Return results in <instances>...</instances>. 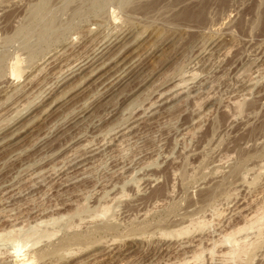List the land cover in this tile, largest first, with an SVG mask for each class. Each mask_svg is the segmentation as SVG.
Wrapping results in <instances>:
<instances>
[{
  "label": "rangeland",
  "instance_id": "1",
  "mask_svg": "<svg viewBox=\"0 0 264 264\" xmlns=\"http://www.w3.org/2000/svg\"><path fill=\"white\" fill-rule=\"evenodd\" d=\"M261 213L264 0H0V264H264Z\"/></svg>",
  "mask_w": 264,
  "mask_h": 264
},
{
  "label": "bare ground",
  "instance_id": "2",
  "mask_svg": "<svg viewBox=\"0 0 264 264\" xmlns=\"http://www.w3.org/2000/svg\"><path fill=\"white\" fill-rule=\"evenodd\" d=\"M127 49H128V48H127ZM226 52H227V51H226ZM121 57H122V56H121ZM14 59H15V58H14ZM119 59H120V58H119ZM94 60H95V59H94ZM111 62H112V61H111ZM12 63H13V62H12ZM15 63H16V62H15ZM19 63H20V62H19ZM19 63H17V65H18ZM122 63H124V62H122ZM110 64H111V63H110ZM102 65H103V64H102ZM105 65H107V64H105ZM105 65H104V67H105ZM14 66H16V64H15ZM14 66H13V67H14ZM18 66H19V65H18ZM18 66H17V67H18ZM102 67H103V66H102ZM102 67H101V69H102ZM129 68H131V65L129 66ZM134 68H135V67H134ZM13 69H14V68H13ZM17 69H19V68H17ZM21 69H22V68H21ZM103 69H104V68H103ZM103 69H102V70H103ZM22 70H23V69H22ZM22 70H21V71H22ZM98 70L100 71V69H98ZM98 70H97L96 72H98ZM91 71H92V70H91ZM13 72H14V71H13ZM96 72H95V75L97 74ZM20 73H21V72L18 73V70H15L14 74H13V73H12V74H13L15 77L18 78V77L20 76V75H19ZM18 75H19V76H18ZM93 75H94V73H93ZM95 75H94V76H95ZM115 75H116V74H115ZM115 75H114V76H115ZM14 76H13V77H14ZM118 76H119V75H118ZM118 76L116 75L115 77H117L118 79H120ZM15 77H14V78H15ZM91 77H92V76H91ZM17 78H16V79H17ZM16 79H15V80H16ZM118 79H117V80H118ZM113 80H114V79H113ZM115 80H116V79H115ZM115 80H114V81H115ZM110 81H112V79L109 80L108 82H110ZM114 81H113V82H114ZM119 82H121V80H120ZM119 82H118V83H119ZM107 84H108V83H107ZM114 84H115V83H114ZM110 85L112 86L111 83H110ZM115 85H118V84H115ZM115 85H114V86H115ZM78 86H79V85H78ZM80 86H81V85H80ZM103 86H104V85H103ZM103 86H102V87H103ZM111 86H110V87H111ZM104 89H105V87H104ZM106 89H108V88H106ZM108 90H109V89H108ZM110 90H111V89H110ZM75 91H76V90H75ZM105 92L107 93L108 91L105 90ZM167 93H168V92H167ZM167 93H166V94H167ZM163 94H165V93H163ZM163 94L161 93V95L158 96V98H159V97H160V98H159V99L157 98V99L160 100L161 97L163 96ZM180 94H181V93H180ZM168 95H169V94H168ZM181 95H182V94H181ZM164 96H165V95H164ZM171 96H173V95H171ZM177 96H178V95H177ZM179 96H180V95H179ZM179 96H178V97H179ZM165 98H167V97H165ZM174 98H176V95L173 96V99H174ZM163 99H164V98H163ZM170 99L173 100L172 97H171ZM164 100H166L165 103L168 102V98H167V99H164ZM171 100H170V101H171ZM159 106H161V105H159ZM162 106H163V104H162ZM16 135H17V134H16ZM260 207H261V206H260ZM260 210H261V209H260ZM261 214H264V213H261ZM261 214H259V215H261ZM261 222L263 223V226H264V215H263V216L261 215V217L258 216V215H257V216L255 215L254 218L252 217V219H250V220L248 221V223H246V224H247L246 226H244V227L242 226V228L239 227L238 231L236 230L237 232H235V233H240V232L246 231V230H248V229H250V228H251V230H252V228H253L254 226H256V228H257V231H255V232H258V233H259L260 230L262 229V228H261V227H262V225H261L262 223H261ZM46 223H47V222H46ZM42 224H43V223H42ZM263 228H264V227H263ZM187 229H188V228H187ZM183 232H184V231H183ZM233 233H234V232H231L230 234L225 235V237H223V238H224V242H225V244H229V245L231 246V247H230L231 249L228 251V252H229L228 255L230 254L231 257H233V256H237V258H238L239 254H241V253H243V252L246 251V248H245L246 246H245V247H244V246H240L239 240L237 241V239H236L237 234H233ZM243 233H244V232H243ZM53 235H54V234H53ZM55 235H56V234H55ZM256 238H257V237H256ZM258 238H259V237H258ZM50 239H51V238H50ZM40 240H41V239H40ZM30 241H31V239L29 240V242H30ZM34 241H35V239H34ZM34 241H33V242H34ZM36 241H37V240H36ZM49 241H50V240H49ZM244 241H245V240H244ZM31 242H32V241H31ZM25 243H26V242H25ZM38 243H39V242H38ZM38 243H34V244L31 243V245H32L31 248L33 249V247H34L35 245H38ZM21 244H22V243H21ZM23 244H24V242H23ZM29 244H30V243H29ZM29 244H28V245H29ZM16 245H17V244H16ZM241 245H242V244H241ZM243 245H244V244H243ZM227 246H228V245H227ZM250 246H251V245H250ZM14 247H15V246H14ZM16 247H17L16 249H13V250H14V252H13V256H14L15 259L17 260V264H33L34 260L31 259V258H33V256H32L31 258H29V257L27 258L26 255H27L28 253H26V252L24 251V248H23V247H25V249H26V247H28V246H23V247H21V246L19 245L20 248H19L18 246H16ZM36 247H37V246H36ZM248 247H249V246H248ZM22 248H23V250H22ZM31 248H27V249H28V252H29V249L31 250ZM203 250H204V249H203ZM24 252H25L26 255L24 254ZM113 253H114V252H113ZM246 253H247V252H246ZM11 254H12V253H11ZM110 254H111V253H110ZM243 254H244V253H243ZM248 254H250V252H249ZM125 255H126V254H125ZM110 257H111V256H108L107 258L102 259V260H98V261L95 262V263H96V264H104L105 262H108V261L110 260ZM114 257H115V256H114ZM229 257H230V256H229ZM193 258H194L195 260H197V259L199 260L200 255H197V256H195V257H193ZM113 260H114V259H113ZM111 261H112V260H111ZM111 261H110V262H111ZM95 263H94V264H95ZM111 264H112V263H111Z\"/></svg>",
  "mask_w": 264,
  "mask_h": 264
}]
</instances>
